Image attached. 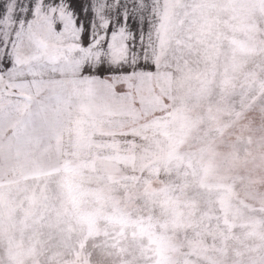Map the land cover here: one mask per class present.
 <instances>
[{
    "label": "rangeland",
    "instance_id": "obj_1",
    "mask_svg": "<svg viewBox=\"0 0 264 264\" xmlns=\"http://www.w3.org/2000/svg\"><path fill=\"white\" fill-rule=\"evenodd\" d=\"M0 264H264V0H0Z\"/></svg>",
    "mask_w": 264,
    "mask_h": 264
},
{
    "label": "snow or ice",
    "instance_id": "obj_2",
    "mask_svg": "<svg viewBox=\"0 0 264 264\" xmlns=\"http://www.w3.org/2000/svg\"><path fill=\"white\" fill-rule=\"evenodd\" d=\"M123 15H124L125 18H127V16L129 15L128 11L125 10L124 13H123ZM33 24H34V26L37 27V28L42 27V25L40 24L39 20L34 21ZM64 27H65L66 29L70 27V24H69L68 21H65ZM50 30H51V29H50ZM88 35H89V39H90V41H91L92 33H89Z\"/></svg>",
    "mask_w": 264,
    "mask_h": 264
}]
</instances>
